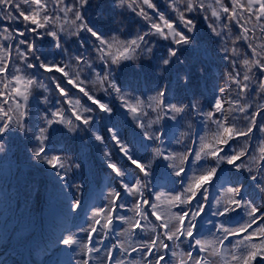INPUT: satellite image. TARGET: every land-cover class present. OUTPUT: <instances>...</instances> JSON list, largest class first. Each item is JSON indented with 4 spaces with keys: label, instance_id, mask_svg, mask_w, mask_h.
Returning a JSON list of instances; mask_svg holds the SVG:
<instances>
[{
    "label": "snow or ice",
    "instance_id": "snow-or-ice-1",
    "mask_svg": "<svg viewBox=\"0 0 264 264\" xmlns=\"http://www.w3.org/2000/svg\"><path fill=\"white\" fill-rule=\"evenodd\" d=\"M114 3L116 7L130 10L140 17L146 30L138 31L127 39H121L123 27L115 31L103 30L98 17L87 16L92 0H0V151L4 150L2 137L5 134L26 132L30 99L40 89L50 91L48 84L41 79L44 77L55 84L62 102L51 103L48 95L39 92L43 105L51 106L40 115L42 126L34 125L32 157L53 170L58 169L55 174L62 179L70 169L79 168L80 165L65 152H51L49 145L55 140L53 134L63 131L56 126L62 125L72 133L82 128L92 132L94 113L109 114V117L114 113V106L102 102L95 92L89 90L88 82L82 78L87 73L94 77L90 82L98 90L114 93L120 106L132 116L140 130L137 136L141 137V144L146 139L156 145L152 148L151 158H146L138 148L133 151L135 144L129 147L131 141H126L118 128L114 130L105 125L109 138L133 166L135 175L131 181H126L127 170L118 166L110 153H105L108 158L106 165L118 181L119 190L112 189L108 207L92 213L93 222L85 231L95 235L97 225L112 229L114 217L127 223L130 234H135L136 229L146 230L148 225L142 221H148L149 215L157 222L152 227V237L131 247V252L123 241L111 245L105 257L109 264H126L125 260L114 258L117 247L123 249L122 255L140 251L146 264H165L166 256L158 254L160 249H169L166 241L182 243L183 239L193 242L194 246L192 251L179 257L178 264H213L208 257L221 256L225 241L230 237L240 239L232 246L235 251L228 253L231 259L224 264H257L258 258L264 261V207H258L254 202L257 196L264 200V121L260 120L264 116V0H169L171 15L168 16L160 11L154 0H114ZM198 19L208 22L209 29L217 38L221 59L231 67L227 74L229 87L219 89V95L207 112H200L194 101L166 103L167 87L158 88L154 95L146 98L128 94L122 89L117 83L116 72L127 62H139L142 57H150L156 43L153 37L170 43L166 55L160 58L159 71H167L174 59L183 63L179 57L184 47L197 46ZM17 23L19 27L12 26ZM112 23L122 24L116 20ZM48 37L52 38L50 43L59 49L58 52L40 47ZM71 43L77 45L78 54L70 52ZM14 53L15 66L10 68L14 63ZM51 55L61 59L49 60ZM96 61L100 63L96 64ZM50 73H60L61 78H67V82L83 93L91 106L82 104L80 100L73 101L55 75H46ZM182 79L189 82L188 75ZM229 88H235V96ZM253 93L257 100L249 102ZM192 111H197L214 124L215 130L211 135L198 136L193 141L198 143V149H187L183 153L164 149L166 132L161 122L182 119L184 114ZM154 125L161 127L154 128ZM92 135L104 143L103 135L96 132ZM254 137L258 141L255 144ZM235 143L240 146L234 147ZM156 158L172 162L174 176L179 178L181 185L179 191H150L149 178ZM222 165L231 167L225 172ZM244 172L248 173L246 179L251 181L248 185L252 189L250 192L245 191V184L238 179ZM217 183L221 186V195L213 204L209 200V190ZM124 194L133 198L131 207L135 217L115 216L118 208L126 206L119 202ZM152 196L155 202L150 200ZM74 207L79 208V202ZM208 207L215 208L214 216L230 218L233 214H244L247 220L243 224L237 221L231 225L226 220L220 221L214 225L215 233L210 238H197L200 231L198 219L206 214ZM174 208L177 211L173 212ZM97 217L104 220L102 225ZM60 242L65 246L82 243L76 235ZM91 245L89 236L83 243V250L90 254L94 250ZM197 251L205 255L194 256L193 252ZM173 255L179 254L173 252ZM84 264H89V261L85 260ZM127 264L139 262L129 259Z\"/></svg>",
    "mask_w": 264,
    "mask_h": 264
},
{
    "label": "trees",
    "instance_id": "trees-1",
    "mask_svg": "<svg viewBox=\"0 0 264 264\" xmlns=\"http://www.w3.org/2000/svg\"><path fill=\"white\" fill-rule=\"evenodd\" d=\"M160 11L166 16L171 15L169 9V0H154ZM227 2V0H225ZM87 16L90 18H99L101 28L105 31L118 27H123L124 32L120 34L121 39H127L135 35L138 31L146 30L144 22L140 17L131 13L130 10H123L115 6L114 0H92V7L88 9ZM116 20L122 24H113ZM197 23V46H185L180 53V61L173 60L167 71H159L158 66L160 58L166 55L167 48L170 46L168 41L160 40L153 37L156 41L150 57H142L139 62L130 61L121 65L120 70L116 72L117 83L128 94H135L137 97H147L154 95L158 88L167 87L166 103H188L194 101L198 104L200 112H207L211 102L219 95L220 88L229 87L228 72L231 67L228 62L221 59V53L217 51L219 45L217 38L208 27V22L198 19ZM220 26L219 22H217ZM13 27L20 25L13 24ZM233 32L236 29L233 27ZM74 39V38H73ZM51 37L40 44V47L52 52H58L50 43ZM11 43V41H10ZM38 43H40L38 41ZM77 45L70 44V52L75 55ZM49 60H60V56L51 55ZM15 66V53L13 54ZM96 61V64H99ZM95 66V65H94ZM100 71V69H97ZM46 75H55L60 81L61 86L68 91L73 101L80 100L82 104L91 106V102L79 92L73 84L67 82V78H61L60 73H50ZM189 76V82L185 83L182 77ZM88 82L90 91L95 92L98 99L114 106V113L109 114L94 113L95 121L92 126V132H88L83 128L76 133L69 132L62 125L56 126L63 129L62 132L54 133L55 140L49 145L51 152H65L72 158V161L79 164L80 167L70 169L63 179L55 174L59 170H53L49 165L35 160L32 157L31 149L35 144L32 138L34 125H40V115L46 107L51 105H43L42 97L39 92L34 93L33 98L29 101V117L26 121V132L13 131L11 135L5 134L2 137L3 151H0V264H56L57 252L61 246L60 241L68 236L76 235L82 242L80 245L74 246L71 251L70 263L68 264H84L87 260V253L83 250V243L87 242L91 233L85 230L92 221V213L100 208H106L110 205V193L113 188H118V181L114 179V175L110 174L111 169L106 165L105 153H110L112 159L127 170L126 181H131L135 175L133 166L123 157L117 150L115 142L109 138L105 125L109 128L119 129L120 135L126 140L131 141L129 147L138 148L140 153L146 158H151L152 148L156 145L147 142L141 144V137L137 136L140 131L136 127L132 116L120 106V101L114 93H105L97 89L90 81L94 77L87 73L82 76ZM45 84H48L50 91L44 92L49 96L51 103L62 102L61 96L55 90V84L48 79L41 77ZM227 82V83H226ZM83 86V85H82ZM232 95L235 96V88H229ZM257 98L254 93L250 95L249 102H255ZM264 121V116L260 117ZM166 135L163 137V148L166 150L183 153L187 149H198V143L193 147V141L198 136L211 135L215 130V125L207 121L197 111L184 114L182 119L173 121L165 119L161 122ZM154 125L153 127H161ZM96 132L105 137V141L101 144L92 135ZM260 136L259 133L256 134ZM257 139L253 138V143H257ZM234 147H239V143H235ZM50 152V154H51ZM167 155V151H165ZM192 158H190L191 162ZM143 162V161H141ZM171 161L164 158H156L152 164V176L149 178V189L153 193L176 192L180 190L179 178L174 176L171 168ZM179 163V161H177ZM202 163V162H201ZM225 172L231 166L222 165ZM191 170L189 175H191ZM223 175V173H220ZM247 172L238 177L241 183L245 184V191L250 192L252 189L248 187L251 184L247 180ZM175 181V182H173ZM220 184H215L209 190V200L215 203L221 195ZM98 192L100 196L97 195ZM155 202V197H150ZM79 202L80 207L74 205ZM125 204V208H118L115 216L135 217L136 213L132 210L133 198L127 194L119 201ZM258 207H264V200L257 198L254 201ZM58 206L49 217L46 211L55 204ZM163 204L161 206V214L163 213ZM149 209V213H150ZM173 212L177 209H172ZM215 211L214 207H208L206 214L198 219V228L203 223L205 225L201 236L210 238L215 233L214 225L220 221H227L228 224H235L237 221L243 224L247 217L244 214H233L230 218H221L212 215ZM101 221L104 220L97 217ZM235 218V220L233 219ZM115 219V217H114ZM148 225L144 231L135 230V234H130L127 229L128 225L120 220V227L114 240L119 244L124 242V246L129 248L135 247L141 241H147L152 237V227L157 223L151 215L148 221H142ZM255 227V226H254ZM98 232L95 234V247L99 249L95 252V263L91 264H108L105 259L107 251L110 248L108 229L97 225ZM183 239V238H182ZM239 237H230L226 241L224 247L225 261L230 260L229 252L235 251L232 247L238 242ZM171 246L173 252L178 253L174 256L172 253L171 260L165 259V264H178V259L184 253L192 251L193 242L183 239V242L166 241ZM19 245L22 248H19ZM28 246V248H26ZM28 250V252H26ZM123 249L118 248L116 260H125L126 264L129 259L146 264L140 251L131 253V255L123 254ZM158 254L166 256L167 250L160 249ZM200 253L193 252V255ZM205 255V254H204ZM25 258V260L23 259ZM215 257V260H214ZM213 264H221L219 256L208 257ZM148 259H153L148 257ZM155 264V262H154ZM257 264H264L258 258Z\"/></svg>",
    "mask_w": 264,
    "mask_h": 264
},
{
    "label": "rangeland",
    "instance_id": "rangeland-1",
    "mask_svg": "<svg viewBox=\"0 0 264 264\" xmlns=\"http://www.w3.org/2000/svg\"><path fill=\"white\" fill-rule=\"evenodd\" d=\"M58 206L55 204H51V206L48 208V210L46 211V214L50 217L52 215V213L57 210ZM235 220V218H233ZM120 225V220H116L114 219V224H113V227H118ZM111 231V229H109ZM114 234V232H113ZM114 244V241L112 242V245ZM225 244H226V241H225ZM225 244H224V247H225ZM74 246H61L59 248V251L57 252V255H58V258H57V264H67L71 258V251L73 249ZM19 248H22L21 245H19ZM28 248V246L26 247ZM26 252H28V250H26ZM71 253V254H70ZM23 259L25 260V258L23 257ZM90 260H92V256L89 255V258ZM219 259L221 261V264H224L225 262V256H224V252L221 256H219ZM214 260H215V257H214Z\"/></svg>",
    "mask_w": 264,
    "mask_h": 264
}]
</instances>
